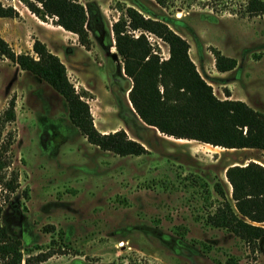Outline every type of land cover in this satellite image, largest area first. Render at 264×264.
Listing matches in <instances>:
<instances>
[{"label":"rangeland","instance_id":"obj_1","mask_svg":"<svg viewBox=\"0 0 264 264\" xmlns=\"http://www.w3.org/2000/svg\"><path fill=\"white\" fill-rule=\"evenodd\" d=\"M78 2L86 10L88 48L55 19L33 15L24 0H0L17 13L0 18V38L15 55L35 56L34 41L45 44L75 90L85 93L94 127L102 134L125 131L147 154L120 157L90 145L71 123L64 99L0 55V114L14 99L16 116L3 130L13 135L7 174L19 176L16 192L0 197L1 224L28 249L24 258L52 255L40 264H264L263 242L252 248L207 224L218 205L214 185L231 195L226 169L249 162L264 168V151L178 140L142 123L128 99L132 81L112 32L128 7L167 24L186 40L218 99L229 96L264 114V15L248 12L250 0ZM145 35L166 60L168 45ZM217 53L235 59V69L217 72Z\"/></svg>","mask_w":264,"mask_h":264},{"label":"trees","instance_id":"obj_2","mask_svg":"<svg viewBox=\"0 0 264 264\" xmlns=\"http://www.w3.org/2000/svg\"><path fill=\"white\" fill-rule=\"evenodd\" d=\"M161 2V0H158ZM36 17L55 19V24L78 37L85 48L90 45L86 29V10L78 0H24ZM250 14L264 15V1L250 0ZM11 7L0 4V18H16ZM114 47L122 59V70L132 81L128 99L137 117L160 134L178 140L196 141L226 150L264 151V114L239 100L218 99L212 87L201 77L189 57V45L167 24L144 17L132 7L112 25ZM138 32L135 36L133 33ZM145 33L161 39L169 47V57L162 60L155 53ZM35 56L15 55L0 38V55L15 63L22 71L44 81L65 101L71 123L86 141L99 150L120 157L147 154L144 146L130 139L123 130L102 134L93 124L89 106L70 83L64 64L36 40ZM215 68L219 73L235 69L236 60L216 54ZM15 101L0 114V197L8 200L19 187L18 174H7L12 133L3 136L7 124L15 121ZM225 177L231 195L221 183L213 187L217 207L207 216V224L222 229L252 248L264 243V168L255 162L244 166H229ZM0 204V264H40L51 254L40 253L24 258L19 239L10 235L1 224ZM29 256V255H28ZM227 264H236L233 260Z\"/></svg>","mask_w":264,"mask_h":264},{"label":"water","instance_id":"obj_3","mask_svg":"<svg viewBox=\"0 0 264 264\" xmlns=\"http://www.w3.org/2000/svg\"><path fill=\"white\" fill-rule=\"evenodd\" d=\"M113 58H116V56L114 55Z\"/></svg>","mask_w":264,"mask_h":264},{"label":"crops","instance_id":"obj_4","mask_svg":"<svg viewBox=\"0 0 264 264\" xmlns=\"http://www.w3.org/2000/svg\"><path fill=\"white\" fill-rule=\"evenodd\" d=\"M123 71V70H122Z\"/></svg>","mask_w":264,"mask_h":264}]
</instances>
